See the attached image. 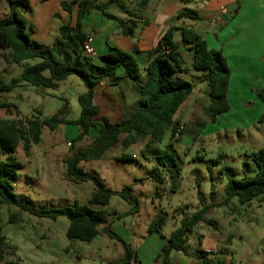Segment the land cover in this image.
<instances>
[{
  "label": "rangeland",
  "instance_id": "374dc122",
  "mask_svg": "<svg viewBox=\"0 0 264 264\" xmlns=\"http://www.w3.org/2000/svg\"><path fill=\"white\" fill-rule=\"evenodd\" d=\"M54 3L55 0L34 1L31 8L21 6L22 15L29 25L37 28L42 24L39 11L58 10ZM8 12V5L2 0L0 20ZM29 33L35 42L33 30L29 29ZM9 54V49H0V79L6 82L18 77L24 68V63L8 60ZM120 87L126 95L131 94L125 82ZM86 90L77 74L70 75L55 89L22 83L12 93L0 97V118L44 119L58 114L75 120L81 115L78 96ZM230 105V110L216 120L201 113L177 137H172V130L167 129L152 147L146 146V141L125 147L123 134L120 142L103 157L80 162L85 172L98 177L106 187L122 190L131 186L133 189L137 203L114 195L107 206L91 205L109 213L113 232L134 250L137 258L130 264H161L158 256L166 238L180 226L183 218L191 217L202 204L222 202L230 178L254 177L256 166L251 154L264 147V124L257 122L255 106L246 109L239 99H233ZM251 118L257 123L251 124ZM196 121L204 122V127L200 129ZM247 123L250 125L246 126ZM69 127L61 124L54 131L44 127L41 141L33 144L30 153H26L23 143L14 153L23 165L13 180L14 191L36 210L76 202L89 204L97 188L93 180L71 181L65 163L67 158L88 147L96 136V129L89 137L74 141ZM0 156L5 158L6 154ZM154 169L161 175L153 177ZM12 213L17 214V222L10 221ZM0 214V226L11 248L2 264L12 260H19L20 264H108L125 256L123 243L104 232L102 226L97 237L86 242L68 238L69 220L65 216L38 217L6 204H0ZM159 216L165 217L161 231L150 232L151 223ZM205 221L189 234L192 245L187 258L200 255L202 264H264V200L260 197L244 204L233 198L227 205L214 206L207 212ZM212 224H217L218 229ZM213 231L221 235V241L213 253L208 251L203 257L202 252L207 253L204 242H208ZM177 253L176 250L171 253L172 264H180ZM181 255H185L183 251Z\"/></svg>",
  "mask_w": 264,
  "mask_h": 264
},
{
  "label": "trees",
  "instance_id": "16d2710c",
  "mask_svg": "<svg viewBox=\"0 0 264 264\" xmlns=\"http://www.w3.org/2000/svg\"><path fill=\"white\" fill-rule=\"evenodd\" d=\"M5 1L9 12L0 20V49H9L10 54L6 58L17 64L24 63V68L18 77L12 78L9 82L0 79V97L12 92L22 83L55 89L72 74H77L82 79L87 90L78 96L81 115L75 120L60 117L58 114L44 119L0 118V155L6 154L5 158L0 156V204L17 206L22 211L38 217L57 219L65 216L69 220L67 236L70 239L90 242L97 237L99 227L102 226L104 232L120 240L125 248L124 257L111 260L108 264H130L134 257L137 258L134 250L113 232L108 221L109 213L106 210L95 209L91 205L107 206L114 195H120L126 200L137 203L132 193L133 189L131 186H126L122 190L106 187L98 177L85 172L80 162L103 157L110 148L120 142L123 134L122 143L125 147L140 141H146L147 146L150 147L151 144L162 139L167 129L172 130V137L181 134L185 127L180 120L175 119V115L192 94L195 84L181 76L185 69L179 52V42L175 40V30H180L182 43L194 54L193 67L203 73L202 80L208 85L211 102L205 113L211 120H216L220 114L228 112L231 108L227 98L231 77L227 59L221 51L209 48L205 39L193 28L172 26L157 46L148 52L151 61L147 66L142 67L132 53L114 46L103 56L105 63L97 64L92 56L82 51V45L88 37L83 29V19L88 13L98 11L112 20H119L125 35H133L136 21L132 20L131 24L126 25V22L108 11L111 6H118L122 0L78 1L76 23L62 24L59 36L52 46L32 42L30 26L23 17L21 9V6L31 8V0ZM182 2L188 3L190 0H182ZM62 6L69 13L73 10L71 2L63 1ZM182 17L193 20L201 18L198 11L191 8H185L179 14V18ZM119 66H123L126 76L137 83V90L144 99L123 121L111 122L107 119H98L101 109L94 103L95 87L105 78L115 76ZM256 93L264 103V88L258 89ZM259 123L264 124V111L259 117ZM61 124H73L79 128V134L74 141L89 137L93 128L100 127L99 134L92 139L85 150L65 160L67 176L71 181L82 183L93 180L97 188L89 204L76 202L74 205L36 210L14 191L13 180L17 178L18 171L23 167L14 153L20 143H23L26 153H30L33 144L41 141L44 127L54 131ZM195 124L200 129L205 125L201 121H196ZM123 157L126 158L128 155ZM251 157L256 166L254 177L245 175L242 179L230 178L226 187V197L222 202L202 204L201 209L191 217L183 218L180 226L169 238H166L162 253L158 256L162 260L161 264H172L171 253L184 248L189 234L200 222L205 221V216L212 207L227 205L233 198H237L242 204L257 197L264 200V147L252 152ZM159 175H161L160 171L154 169L153 177ZM10 221L17 222V214L12 213ZM164 223L165 217L159 216L151 223L149 231L160 232ZM162 237L165 238L163 235ZM9 248L10 244L0 226V264L4 262ZM8 264H20V262L12 260Z\"/></svg>",
  "mask_w": 264,
  "mask_h": 264
},
{
  "label": "crops",
  "instance_id": "0c3cea01",
  "mask_svg": "<svg viewBox=\"0 0 264 264\" xmlns=\"http://www.w3.org/2000/svg\"><path fill=\"white\" fill-rule=\"evenodd\" d=\"M34 1L48 0H31L32 6ZM63 1L72 3L71 13L63 8ZM78 1L80 0H55L54 4L58 10L54 8H48L43 12L40 10L42 24L37 28L32 24L29 25L35 35V42L52 46L59 36L62 24L76 23ZM98 1L107 2L108 0ZM185 8L198 11L201 18L199 20L179 18V14ZM108 11L126 22V25L131 24L132 20L136 21L135 33L125 35L119 20H112L98 11L88 13L83 19V29L88 35L94 36L96 54L92 57L95 63L104 64L103 56L108 54L114 46L132 53L138 63L145 67L151 61L148 52L157 46L172 26L193 28L205 39L209 48L221 51L227 59L231 69L228 100L230 102L233 99L242 100L243 107L246 109H253L255 106V117L256 115L260 117L259 115L264 111V103L258 98L256 91L264 88V0H190L188 3H183L182 0H122L118 6H111ZM174 34L175 40L179 42V52L185 69L181 76L195 84L192 94L175 115V119L180 120L186 127L205 112L211 100L208 95V85L202 80L203 73L193 67V52L182 43L180 30H175ZM119 70L120 75H118ZM122 82L131 89V94L126 95L122 91L120 87ZM143 99L144 96L137 90V83L126 76L123 66L117 68L115 76L105 78L94 90V103L101 109L98 119L113 122L125 120ZM255 121L251 118V124L259 122V118L257 122ZM66 125L70 126L69 130H72L71 140L75 139L79 134V128L73 124ZM249 125V123L246 124V126ZM94 129L97 136L100 127L93 128L91 133ZM155 143L150 146L152 147ZM254 151L257 150L252 152ZM205 222H200L198 226H203ZM213 226L215 230L218 229L217 224ZM209 235L208 242H204L207 253L202 252L203 257H206L205 254H208V251L213 253L221 241V235L217 231ZM199 244H201L200 240ZM191 245V239L188 238L184 248L176 250L180 264H202L200 255L193 254L187 258ZM182 251L184 256L181 255Z\"/></svg>",
  "mask_w": 264,
  "mask_h": 264
},
{
  "label": "built area",
  "instance_id": "2783aa9c",
  "mask_svg": "<svg viewBox=\"0 0 264 264\" xmlns=\"http://www.w3.org/2000/svg\"><path fill=\"white\" fill-rule=\"evenodd\" d=\"M94 36L88 35L86 40L84 41L82 45V51L84 54L89 55V56H94L96 54V49L94 46ZM133 158H137L136 154L132 155Z\"/></svg>",
  "mask_w": 264,
  "mask_h": 264
}]
</instances>
